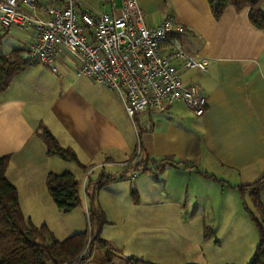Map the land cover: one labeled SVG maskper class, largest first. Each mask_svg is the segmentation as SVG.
Listing matches in <instances>:
<instances>
[{
	"label": "crops",
	"instance_id": "1",
	"mask_svg": "<svg viewBox=\"0 0 264 264\" xmlns=\"http://www.w3.org/2000/svg\"><path fill=\"white\" fill-rule=\"evenodd\" d=\"M123 1L81 0V8L119 15ZM137 2L151 25L166 17L182 24L185 31L178 38L185 51L207 58L204 71L178 66L183 83L197 85L205 95L204 112L196 115L176 101L161 111L150 109L134 122L117 93L91 77L76 74L72 58L60 56L55 69L31 60L0 92V156H9L6 176L17 188L22 213L27 209L58 214L46 175L73 171L70 160L47 153L41 127L75 152L77 160L72 161L82 171L79 176L74 173L79 188L83 187L79 180L83 172L97 169V177L103 172L126 173L139 189L137 184L145 181L151 192L167 184L198 187L200 180L221 186L224 192L226 187L235 190L264 174V30L250 22L248 8L228 6L215 17L208 0ZM8 31L17 40L23 39L24 45L15 48H25L22 55L30 57L32 33L18 28L5 33ZM141 152L142 158L172 156L192 167L169 164L160 171H132L130 167L142 159ZM126 178L103 188L117 189V183ZM80 195L78 208L82 209L85 198L81 190ZM259 196L264 203V183ZM234 199L231 195L230 200ZM29 216L34 224L46 221L34 212Z\"/></svg>",
	"mask_w": 264,
	"mask_h": 264
},
{
	"label": "rangeland",
	"instance_id": "2",
	"mask_svg": "<svg viewBox=\"0 0 264 264\" xmlns=\"http://www.w3.org/2000/svg\"><path fill=\"white\" fill-rule=\"evenodd\" d=\"M22 40H17L8 31L3 37L1 52L7 53L11 48L24 45ZM139 157H143L142 152ZM69 163L72 173L79 176L82 172L80 166L72 160ZM98 174V169L94 172L86 170L79 179L80 185L84 187ZM143 175L140 173L139 176L145 179ZM200 182L198 187L191 183L188 188L185 183L160 185L151 192L144 185L145 181L137 184L139 189L135 179L128 176L117 183V189L110 186L97 190L91 185L89 193L92 198L80 187L85 198L82 209L78 206L70 211L59 209L58 214L49 210L25 209L23 213L30 220L29 213L34 212L36 217L42 215L46 221L36 225L45 223L57 240L84 230L99 234L118 249L114 258L116 264H121V257L126 255L156 264L249 262L253 258L258 234L247 208L260 215L252 201V193L247 190L241 196L239 187L235 190L226 187L223 192L221 186ZM132 189H135V195ZM231 195L234 200H230ZM192 196L196 198L192 199ZM101 256L103 253L95 249L90 261H97Z\"/></svg>",
	"mask_w": 264,
	"mask_h": 264
},
{
	"label": "built area",
	"instance_id": "3",
	"mask_svg": "<svg viewBox=\"0 0 264 264\" xmlns=\"http://www.w3.org/2000/svg\"><path fill=\"white\" fill-rule=\"evenodd\" d=\"M0 26L31 32L27 52L36 62L55 69L60 56L72 58L76 74L117 93L134 122L176 101L196 115L205 110V95L183 83L178 66L204 71L207 58L185 51V27L173 18L147 23L137 0H124L119 15L82 9L81 0H0Z\"/></svg>",
	"mask_w": 264,
	"mask_h": 264
},
{
	"label": "trees",
	"instance_id": "4",
	"mask_svg": "<svg viewBox=\"0 0 264 264\" xmlns=\"http://www.w3.org/2000/svg\"><path fill=\"white\" fill-rule=\"evenodd\" d=\"M264 0H208L215 17H219L228 6L236 10L248 8V18L256 27L264 30ZM7 29L0 31V92L5 90L16 74L33 60L25 57V48H14L8 53L1 52L3 37ZM41 135L46 144L47 153L55 154L63 159L77 160L70 147L62 146L46 127H41ZM135 152H132L133 159ZM9 156H0V264H116L115 255L118 249L87 230L75 232L62 240H57L48 226L36 225L24 216L19 206L15 185L6 176ZM192 165L175 160L172 156L160 158L144 157L137 160L130 169L132 171H160L166 165ZM206 177L212 175L201 172ZM126 178V173L115 176L101 173L95 180L88 182L85 194L92 198L89 187L99 190L110 182ZM46 187L58 209L70 211L81 203L79 182L70 171L48 172ZM264 183V174L251 183L239 185L241 196L245 191L252 193V201L259 212L257 216L247 208L258 234V242L253 258L245 264H264V203L259 192ZM135 195V189H132ZM103 253L97 261H90L93 250ZM118 255V254H117ZM121 264H156L144 261L133 255L121 257Z\"/></svg>",
	"mask_w": 264,
	"mask_h": 264
}]
</instances>
